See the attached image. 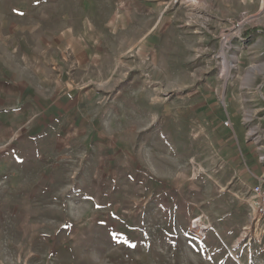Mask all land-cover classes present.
I'll use <instances>...</instances> for the list:
<instances>
[{
	"label": "rangeland",
	"instance_id": "374dc122",
	"mask_svg": "<svg viewBox=\"0 0 264 264\" xmlns=\"http://www.w3.org/2000/svg\"><path fill=\"white\" fill-rule=\"evenodd\" d=\"M262 5L0 0V264H264Z\"/></svg>",
	"mask_w": 264,
	"mask_h": 264
},
{
	"label": "built area",
	"instance_id": "2783aa9c",
	"mask_svg": "<svg viewBox=\"0 0 264 264\" xmlns=\"http://www.w3.org/2000/svg\"><path fill=\"white\" fill-rule=\"evenodd\" d=\"M226 126H231L230 121H226ZM257 183L251 188L254 198V211L257 215L264 218V175L256 176ZM208 225H205L202 217L194 218L190 224V230L200 237L207 234Z\"/></svg>",
	"mask_w": 264,
	"mask_h": 264
},
{
	"label": "bare ground",
	"instance_id": "6f19581e",
	"mask_svg": "<svg viewBox=\"0 0 264 264\" xmlns=\"http://www.w3.org/2000/svg\"><path fill=\"white\" fill-rule=\"evenodd\" d=\"M264 7V5H262ZM222 55V60H223V69H222V75L224 78L227 79V77L229 76V69H230V65H229V61L227 60V55L223 52H221Z\"/></svg>",
	"mask_w": 264,
	"mask_h": 264
},
{
	"label": "crops",
	"instance_id": "0c3cea01",
	"mask_svg": "<svg viewBox=\"0 0 264 264\" xmlns=\"http://www.w3.org/2000/svg\"><path fill=\"white\" fill-rule=\"evenodd\" d=\"M24 92H29V90L27 88H24ZM239 174L241 176H243L244 178L249 177V176H253L252 178H248L247 181H249V182L252 181L254 185L257 183V177H256V174L255 173H252V175H251V174H249V172L247 171V169H242V170H240V173Z\"/></svg>",
	"mask_w": 264,
	"mask_h": 264
}]
</instances>
